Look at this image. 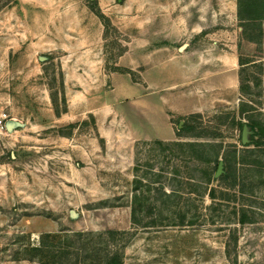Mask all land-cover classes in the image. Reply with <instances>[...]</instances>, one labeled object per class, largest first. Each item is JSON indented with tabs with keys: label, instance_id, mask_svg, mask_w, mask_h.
Instances as JSON below:
<instances>
[{
	"label": "rangeland",
	"instance_id": "1",
	"mask_svg": "<svg viewBox=\"0 0 264 264\" xmlns=\"http://www.w3.org/2000/svg\"><path fill=\"white\" fill-rule=\"evenodd\" d=\"M248 32L237 0H0V264H264Z\"/></svg>",
	"mask_w": 264,
	"mask_h": 264
},
{
	"label": "trees",
	"instance_id": "2",
	"mask_svg": "<svg viewBox=\"0 0 264 264\" xmlns=\"http://www.w3.org/2000/svg\"><path fill=\"white\" fill-rule=\"evenodd\" d=\"M237 13L244 26L246 38L256 40L260 34L250 33L248 29L261 28V21H264V0H237ZM248 125L252 129V133L250 141L245 145L254 144L257 147L264 145V122L255 120ZM185 129L191 131L194 129V125L185 124ZM108 264H120V261L116 257H112Z\"/></svg>",
	"mask_w": 264,
	"mask_h": 264
},
{
	"label": "water",
	"instance_id": "3",
	"mask_svg": "<svg viewBox=\"0 0 264 264\" xmlns=\"http://www.w3.org/2000/svg\"><path fill=\"white\" fill-rule=\"evenodd\" d=\"M46 55H39V58L43 60L46 58ZM22 125V121L16 119V118H7L5 120V127L7 130H11L14 127H18ZM252 133V129L247 123H243L242 126V133H241V140L243 144H247L250 141V135ZM223 168V159L220 158L217 164L216 174H219L222 171ZM71 214H74V210H71Z\"/></svg>",
	"mask_w": 264,
	"mask_h": 264
},
{
	"label": "built area",
	"instance_id": "4",
	"mask_svg": "<svg viewBox=\"0 0 264 264\" xmlns=\"http://www.w3.org/2000/svg\"><path fill=\"white\" fill-rule=\"evenodd\" d=\"M7 119V116H6V114H4V115H2L1 117H0V126L1 127H4L5 126V120Z\"/></svg>",
	"mask_w": 264,
	"mask_h": 264
}]
</instances>
